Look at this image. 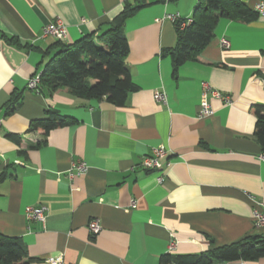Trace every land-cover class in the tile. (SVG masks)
Masks as SVG:
<instances>
[{
  "label": "crops",
  "instance_id": "0c3cea01",
  "mask_svg": "<svg viewBox=\"0 0 264 264\" xmlns=\"http://www.w3.org/2000/svg\"><path fill=\"white\" fill-rule=\"evenodd\" d=\"M139 1L121 25L136 89L117 106L26 84L60 41L41 35L46 23L59 17L60 42L70 43L99 35L136 0H0V234L23 244L29 264L53 256L69 264H163L162 256L207 254L264 234L252 220L255 202L264 203V161L250 110L264 104V16L219 18L197 58L174 70L163 49L175 45L176 31L165 15L191 16L197 2ZM203 83L232 99L209 97L214 112L205 118L198 115ZM49 113L68 123L28 131ZM159 145L167 151L160 183L158 171L140 166ZM77 162L85 164L81 174ZM39 205L44 223L26 219L25 207ZM210 264H264V257Z\"/></svg>",
  "mask_w": 264,
  "mask_h": 264
},
{
  "label": "trees",
  "instance_id": "16d2710c",
  "mask_svg": "<svg viewBox=\"0 0 264 264\" xmlns=\"http://www.w3.org/2000/svg\"><path fill=\"white\" fill-rule=\"evenodd\" d=\"M247 0H198L192 12V22L180 29L175 25L176 43L163 49L171 58L173 69L187 60H195L203 47L211 40L212 30L219 18H254L256 13ZM126 3L114 19L113 25L99 35L86 34L77 40L64 43L56 41V50L44 63L39 74L40 84L51 89L64 87L83 99H106L114 105H122L129 92L136 89L125 62L128 43L121 31L123 21L144 5ZM39 84V85H40ZM18 99V95L13 101ZM255 117L253 134L264 154V104L250 106ZM68 123V119L49 113L30 121L28 131L50 130ZM264 257V235L217 246L207 254L197 256H162L163 264H210L237 260L256 261ZM23 244L17 239L0 234V264H29Z\"/></svg>",
  "mask_w": 264,
  "mask_h": 264
},
{
  "label": "built area",
  "instance_id": "2783aa9c",
  "mask_svg": "<svg viewBox=\"0 0 264 264\" xmlns=\"http://www.w3.org/2000/svg\"><path fill=\"white\" fill-rule=\"evenodd\" d=\"M194 1L197 2L198 0H194ZM251 9L258 15L264 16V0H256L253 3ZM165 18L172 21L174 25H178L180 29H183L192 22L191 16H182L179 12L168 13L165 15ZM65 34H66L65 25L63 21L59 17H57L43 26L41 35L43 37L50 36L57 40L63 41L65 39ZM219 44L223 48L228 47V41L225 38H221L219 40ZM39 83H40V77L39 74H36L28 79L26 86L28 89L38 91ZM153 97L156 101L162 103L165 102L166 99L165 95L161 91H155ZM209 97L220 99L223 101V103H227V104H230L232 102V99L230 98L229 95L223 94L219 90L209 87L207 83H203L201 102L198 111V115L201 118H205L213 115L214 110L208 101ZM166 153H167L166 149L162 145H159L157 147H154L151 150L150 154L144 155L140 161V166L143 169L155 170L159 172V174L156 176V181L158 183H160L163 180V173H162L163 166L161 164L160 159L163 158L166 155ZM259 158L264 161V154H261ZM73 168L79 174L83 173L86 169L85 164L83 162H77L73 164ZM46 210L47 209L44 205L27 206L24 209V216L26 217V219L37 220L44 223L46 218ZM252 220L256 227L264 229V203L255 202L252 213ZM88 228L91 233L96 234L100 230V224L97 220L93 219L89 221ZM46 261L48 264H69V263H65L62 257L60 256L49 257Z\"/></svg>",
  "mask_w": 264,
  "mask_h": 264
}]
</instances>
